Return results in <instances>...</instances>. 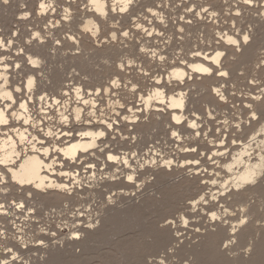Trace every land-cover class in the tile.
Instances as JSON below:
<instances>
[{
  "label": "bare ground",
  "instance_id": "6f19581e",
  "mask_svg": "<svg viewBox=\"0 0 264 264\" xmlns=\"http://www.w3.org/2000/svg\"><path fill=\"white\" fill-rule=\"evenodd\" d=\"M20 1L29 3V10L19 13L20 19L34 25L23 40L11 26L12 6ZM80 2L87 5L84 11L77 9ZM41 3L51 7L41 12ZM120 6L119 0L0 3V120H7V124L0 123V264H49L60 258L80 264L74 258L79 255L76 248L90 247L106 221L117 213L132 214L135 206L148 207L149 194L142 193L147 187L154 184L160 190L176 182L190 193L186 208L192 209L180 212V224L167 216L174 230L162 231L166 223L157 228L158 241L166 244L170 238L186 236L181 232L183 217L189 221L187 231L195 237L206 236L180 249L193 261H198L201 246L228 256L244 243L245 247L255 243L251 256L243 252L228 257L233 263L264 264V255L257 250L264 234V185L227 196L250 170L264 164L257 148L264 138L252 133L248 140L228 135L236 124H247V105L264 107V68L260 66L264 63V0L251 4L244 0H133L124 13ZM146 7L147 14L142 12ZM58 10L69 19L56 16ZM124 32L129 35L125 37ZM245 32L255 35L250 46L228 43L229 36L240 38ZM118 39L121 43L115 44ZM217 52L224 55L216 57ZM92 57L103 60L97 71L88 69ZM200 65L213 71H199ZM220 72L229 75L222 77ZM157 129L165 135L158 142L151 137ZM101 131L105 136L98 135ZM257 131H261L259 126ZM157 153L180 165L196 160L200 164L150 169L132 187L126 176L143 172L136 165L155 159ZM110 154L128 159L129 165L109 161ZM203 157L211 162L203 166ZM187 168L192 175L170 182L171 176ZM62 172L72 173L71 179L78 182L76 196L58 189L34 199L27 195L29 188L36 191L28 181L68 183L70 177H61ZM149 178L151 182L143 187ZM109 188L113 199L128 200L127 206L116 203L105 210L97 192L107 194ZM200 196L205 200L200 201ZM89 198L90 203H84ZM193 200L198 203L189 206ZM18 203L26 206L16 207ZM81 210L84 226L81 238L75 240L71 233L74 225L81 227ZM195 211L206 212L208 226L215 229L202 231L197 220H190ZM89 223L96 226L88 228ZM40 238H45L43 246ZM30 250L43 254L25 255Z\"/></svg>",
  "mask_w": 264,
  "mask_h": 264
},
{
  "label": "rangeland",
  "instance_id": "374dc122",
  "mask_svg": "<svg viewBox=\"0 0 264 264\" xmlns=\"http://www.w3.org/2000/svg\"><path fill=\"white\" fill-rule=\"evenodd\" d=\"M58 1L62 2L63 0ZM12 7L14 11L13 17L11 18V26L13 28L12 30L15 31L18 29L20 35L18 37L19 40L26 39L32 32L30 27H34V25L27 24V20L25 19H20L21 14L19 13L29 10V3L27 2L24 4L22 1H20L14 4ZM34 7L32 11V19L35 16ZM147 8L148 7L142 10V12L145 11V13L147 14ZM77 9L80 11H84L86 9L85 3L82 4V2H80L79 5H77ZM183 9L184 7L180 10ZM55 14L60 18H64V11L58 10ZM79 18H81V15H79L78 21H80ZM133 25V22L130 23L131 28ZM38 27L42 28V25L37 26V28ZM119 28L120 27L118 26V29ZM0 29H2V27H0ZM64 29L70 30L71 27L66 26L64 27ZM102 34H106L105 36H107L109 33L107 29L103 28ZM114 43L120 44L121 39L114 41ZM89 44V46H91V41ZM102 63L103 60L100 57H92L90 59V67L88 69L91 71H97L98 69H100ZM152 134V139L157 142L165 137L163 132L159 129H157L156 132H152ZM210 162L211 161H209L206 157H203V166L209 164ZM186 174L192 175L191 172H189V168L184 169L182 172L175 173V175L170 177V182H176L177 180L182 181L186 178ZM142 193H146L147 195L149 194V206H135L132 214L122 215L120 213H117L114 215V218L112 220L106 221L97 232L98 234H95V241L93 240L91 242L90 247L84 248L82 246H78L76 248L77 252H79V255L74 258H76L77 260H81L80 264H145V261L147 259L150 262L151 260L155 259L153 261V264H155V261L158 262L157 264H161L162 260H164V264H182V262L185 261H190L191 264H232L233 261L229 259V254L230 256L235 255L236 253H240L243 255L242 249L245 247L246 243L242 244L237 251H234L233 253L228 252V256L217 253V251H215L211 247L201 248V246L198 261H193L192 257L189 258L185 256V254L180 252V249L183 250L185 247H191L192 244H198L202 242L206 236L203 233V235L195 237L193 232L190 233L189 231H187L188 226L185 225H183V230L181 232L186 234V236L177 240L170 238L168 241H166V244L158 241L156 237L157 231L160 227H163V224H165V222L162 221L165 217L171 216L173 220H176L177 223L180 224V212L192 209H188V207L186 208L187 203L190 201L189 199L187 200V198L190 196V193H185V191L181 189L180 182H176L175 185L172 184L160 188V190L153 184L147 187V189L143 190ZM127 204L128 200L122 198L117 199L118 206L124 207L127 206ZM235 207L237 208L238 206L236 205ZM261 207L264 208V205H261ZM206 214V212L201 213V211H195V216L190 218V220H197V226H200L202 228V231L209 227V221H207L208 214ZM152 221H155L154 225L151 223ZM172 228L174 230V225H172ZM209 228L215 229L214 226H210ZM66 232L67 230L64 231V233ZM173 235H175V232H173ZM184 238L186 239L184 240ZM259 241L261 242L257 244V250L261 251L262 244H264V234H261V238L259 239ZM163 245L165 246L161 247ZM151 253L154 255L150 256L149 254ZM31 254H43V252L39 253L38 250H30L29 252H27V254L25 253V255ZM67 255L69 256L70 254ZM61 257H65V255H61ZM32 264L38 263L35 262ZM49 264L72 263L63 262L62 258H60ZM233 264L244 263L242 261H238L236 263L234 262Z\"/></svg>",
  "mask_w": 264,
  "mask_h": 264
},
{
  "label": "snow or ice",
  "instance_id": "6c2138e0",
  "mask_svg": "<svg viewBox=\"0 0 264 264\" xmlns=\"http://www.w3.org/2000/svg\"><path fill=\"white\" fill-rule=\"evenodd\" d=\"M91 3L95 4L97 2V0H90ZM253 2V0H244L245 4H251ZM0 3H3L5 5H7L9 3V0H0ZM120 3V7H119V11L124 13L127 12L130 8V6L133 3V0H119ZM41 12H45L48 10L49 7H51L50 5H45L44 3H41L39 5ZM87 8V5H86ZM54 10V9H53ZM110 11H116L115 7H110ZM149 11H151V9H149ZM205 12H207V9H204ZM65 12L67 13V9L65 10ZM25 15H27V13H25ZM240 13L237 12V16H239ZM64 19H69V15L66 14ZM137 27H140L139 25H137ZM241 31L243 32L244 30L241 29ZM93 35H95V33H93ZM123 35L125 37H127L129 35L128 32H124ZM112 38L115 39L116 35L115 32H113L112 34ZM255 40V35L252 32H245L242 37L240 38H233L231 36L228 37V43L234 46H238L240 48H243L245 46H250L252 44V42ZM224 55V53L221 52H217L216 57H220ZM215 63H219V61L216 58H213ZM31 63L35 64L37 63V61H31ZM262 68H264V63H262L260 65ZM121 67H123V65H121ZM198 70L202 71L204 73H211L213 71L212 68L210 67H205L203 65L198 66ZM220 76H227L229 75L228 72H220L219 73ZM32 80L31 78L29 79V85H31ZM113 83H115V81H113ZM77 91H79V89H77ZM217 93H219V89L216 90ZM221 99H224L223 96L220 97ZM183 102L181 101V104ZM181 104H177L174 105L175 107H180ZM261 104L264 105V100H261ZM21 107H23V105H21ZM245 115L247 116V124L244 125L243 123H239L236 124L234 127H232L231 132L228 133L229 136H232L233 134L236 135L237 139H245L248 140L250 138L249 134H255V136H261L262 138H264V107H257L255 109H253L252 105H247L246 106V112ZM66 119V118H65ZM77 119H79V117H77ZM0 123H4L7 124V120H0ZM257 126L260 127L261 131H257ZM108 127H112L111 125H108ZM192 127H196L195 124L192 125ZM48 135H52L51 132L48 133ZM98 135L100 137L105 136V132L101 131L98 133ZM171 135L173 137H175L177 135L176 132H172ZM221 136H223V133H221ZM217 139H219V142L221 145H225V140L217 137ZM252 139H254V136L252 137ZM231 143H236V139L231 140ZM257 148L259 149V158L262 162H264V139L261 140V143L257 145ZM210 151V150H209ZM136 154L133 153V156H135ZM107 159L109 161H115V162H119L122 165L128 166L129 165V160L128 159H123L121 160V158L117 155H108ZM192 163H195L196 165L200 164L199 160L196 161H185L184 165H180L178 164L175 160L173 159H167L164 156L160 155L159 153H157L156 158L155 159H148L145 160L143 163L141 164H137L136 168L137 170L140 168H143V172H139L137 171V173L135 175H127L126 179L128 182L131 183L132 187H137L135 181L141 179V177H144L145 173L148 172L150 169L153 168H160V169H164V170H168V169H172L175 170L177 167L180 169H183L185 167V165H190ZM51 167V166H49ZM92 167V166H89ZM61 177L63 176H68L70 177L68 183H44V182H40V183H35L34 181H28V184L33 185L34 189L36 191H33L32 188H29L27 191V195L29 197H32L33 199L35 198L36 195H47L49 194V190H59V193H62L66 196H76L77 195V189H76V184L78 182L74 181L73 179H71L72 177V173H60ZM154 176V175H153ZM151 182V179H145L144 183H143V187H147L148 184ZM19 183L24 184V180H20ZM213 184L216 183V181H212ZM262 185H264V164L259 165L257 168L250 170V172L247 174V176L244 178L243 183L242 184H237V190L235 192L229 190L227 191V196L229 198L233 197L234 195H239L241 193H247L250 190L256 189L258 187H261ZM261 193L262 195H264V187H261ZM97 195L99 197V201L102 202L105 210H107L108 208L114 206L117 201H115L113 199V196L115 194L111 193V189H108V193L106 194L104 191H99L97 192ZM223 198V195L222 197ZM200 201H204L205 197L204 196H200ZM213 199H215V197H213ZM91 198H89V200L84 201V203H90ZM195 203H198V201L193 200L191 202V204L189 206L194 205ZM97 204V202H96ZM96 204H93L92 207L95 208ZM26 203H18L16 204V207H25ZM85 213L83 212V210H81L80 215L78 217V219H80L81 221V227L77 228L75 225L72 228V238L75 240H78L81 238V230L84 226V221H83V217H84ZM89 216V218H91V213L87 214ZM212 219H216V215L215 213H211ZM181 220L183 222V224L185 226L188 225L189 221L183 217H181ZM165 223L167 224V229H163L167 230V231H171V227H172V223L173 221H168L167 218H164ZM241 224H244L245 221L241 220L240 221ZM96 226L95 223H89L87 224L88 228H94ZM44 229H41V232H43ZM55 237V234H53V238ZM229 241L231 242V237H228ZM44 240L45 238H40L39 239V244L41 246L44 245ZM255 243H252L250 246H246L242 249V252L247 253L249 256L252 255V253L255 251ZM226 250H227V246H225ZM167 252V249H166ZM261 252L262 255H264V244H262L261 247ZM155 259H153L151 262L147 259L145 261V264H153V261ZM166 260V259H165ZM5 264H7V262H5ZM161 264H164V261H161ZM182 264H191L190 261H185L182 262Z\"/></svg>",
  "mask_w": 264,
  "mask_h": 264
}]
</instances>
